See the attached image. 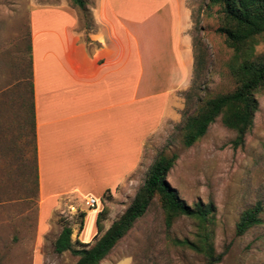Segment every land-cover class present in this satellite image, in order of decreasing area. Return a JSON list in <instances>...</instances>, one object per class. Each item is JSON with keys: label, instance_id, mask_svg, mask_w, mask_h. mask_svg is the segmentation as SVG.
Returning a JSON list of instances; mask_svg holds the SVG:
<instances>
[{"label": "rangeland", "instance_id": "rangeland-1", "mask_svg": "<svg viewBox=\"0 0 264 264\" xmlns=\"http://www.w3.org/2000/svg\"><path fill=\"white\" fill-rule=\"evenodd\" d=\"M85 1L91 15L93 0ZM181 1L190 12L188 33L197 61L192 64L195 69L189 84L170 94L160 125L144 139L131 187L120 197H102L95 210L105 208L100 223L109 227L132 200L152 161L160 154L175 153L165 178L187 204H212L205 228L215 252H223L216 264H264V87L254 91L257 106L241 146L231 147L235 132L224 127L219 116L199 139L188 147L182 145L185 117L201 100L233 86L228 72L233 51L217 30L218 1ZM45 7L71 11L77 20L74 31L84 43L95 30L91 16H83L69 0H0V264H73L76 257L68 251L55 253L52 249L61 227L73 228L78 241L86 244H92L94 236L99 237L108 228L102 226L96 234L95 213L89 212L81 199H60L55 209L44 205L41 214L38 212L30 124L29 20L32 10ZM162 14V18L149 21L145 33L155 36L159 54L172 62L176 30L165 18L166 13ZM251 43L252 58H261L264 35H255ZM163 85V81L158 82L156 87ZM256 202L261 206V222L235 235L239 214ZM80 212L85 216L81 223ZM39 218L40 229H47L40 235ZM202 227L195 219L179 216L166 229L159 205L152 199L102 264H202L201 254L169 242L171 238L195 240L202 234Z\"/></svg>", "mask_w": 264, "mask_h": 264}, {"label": "crops", "instance_id": "crops-1", "mask_svg": "<svg viewBox=\"0 0 264 264\" xmlns=\"http://www.w3.org/2000/svg\"><path fill=\"white\" fill-rule=\"evenodd\" d=\"M162 13L176 30L172 62L159 54L155 36L145 33ZM91 20L95 30L84 43L71 11L45 7L30 14L29 95L40 214L60 199L83 202L91 196L97 204L106 192L110 199L125 194L167 99L190 81V12L181 0H93ZM88 211L96 217L98 210ZM40 223L39 218V235L47 230ZM71 236L79 240L73 228Z\"/></svg>", "mask_w": 264, "mask_h": 264}, {"label": "trees", "instance_id": "trees-1", "mask_svg": "<svg viewBox=\"0 0 264 264\" xmlns=\"http://www.w3.org/2000/svg\"><path fill=\"white\" fill-rule=\"evenodd\" d=\"M69 1L82 12L83 16L90 15L85 0ZM215 1H218L220 5V25L217 30L224 36L226 45L233 51L228 64V72L232 77L233 86L227 91L216 93L201 100L193 112L185 117L181 127V143L184 147L190 146L199 139L205 133L208 125L218 116L224 127L235 132L230 141L231 147L241 146L244 135L252 124L253 114L257 106L253 95L254 91L264 87V53L259 59L252 58L253 46L251 43L255 35H264V0ZM191 41L192 50H194L192 38ZM195 59L193 54V65L194 63L197 64ZM30 112L33 140L32 156L35 163L31 102ZM175 159L176 154L171 153L168 156L160 154L152 161L141 186L135 192L130 203L98 238H94L92 244L80 243L76 239L71 240L70 226L63 225L52 243L53 251L55 253L68 251L76 257L73 264H98L132 226L134 221L144 214L152 199H156L166 229L179 216L195 219L204 228L202 234L198 235L195 240L171 238L170 244L201 254L203 256L202 264L218 263L223 252H215L209 239V231L205 228V223L211 217L210 213L213 206L210 202L202 203L200 201L187 204L178 196L175 188L169 185L165 176ZM104 196H107V192L102 197ZM104 211L105 208L102 207L96 213V234L102 229L100 222ZM260 212L261 206L258 202L244 209L234 225L235 235H241L250 227L259 224L261 222ZM83 215V212L79 213L80 218Z\"/></svg>", "mask_w": 264, "mask_h": 264}, {"label": "built area", "instance_id": "built-area-1", "mask_svg": "<svg viewBox=\"0 0 264 264\" xmlns=\"http://www.w3.org/2000/svg\"><path fill=\"white\" fill-rule=\"evenodd\" d=\"M83 203L88 209H93L96 206V200L91 196L85 197Z\"/></svg>", "mask_w": 264, "mask_h": 264}]
</instances>
